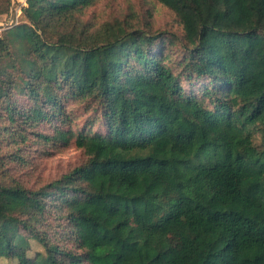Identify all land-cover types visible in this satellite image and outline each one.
<instances>
[{"label": "trees", "instance_id": "obj_1", "mask_svg": "<svg viewBox=\"0 0 264 264\" xmlns=\"http://www.w3.org/2000/svg\"><path fill=\"white\" fill-rule=\"evenodd\" d=\"M96 1L26 0L0 36V260L264 264V0H156L181 37ZM71 144L56 179L10 172Z\"/></svg>", "mask_w": 264, "mask_h": 264}, {"label": "rangeland", "instance_id": "obj_2", "mask_svg": "<svg viewBox=\"0 0 264 264\" xmlns=\"http://www.w3.org/2000/svg\"><path fill=\"white\" fill-rule=\"evenodd\" d=\"M26 5V0H12L9 14L0 15V36L6 28L24 22L22 12ZM128 15H133L132 21L136 24L139 22L142 27L146 25L147 21H151L152 29L156 33L166 32L165 34H174L178 37L183 34L181 27L175 21L174 14L156 0H97L85 10L83 17L85 21L91 19L101 24L118 17L123 20ZM45 36L50 41L56 40V36L52 33L45 32ZM171 52L173 56H180L182 48L178 42L171 47ZM34 148L35 145L31 146V150L26 153L27 163L25 165L17 161L10 170L17 179L22 180L28 186L34 184L37 186L56 179L85 158L83 150L74 144L64 150L52 151L48 155H41L42 153L37 152ZM11 151V147L4 146L0 148V155ZM171 241L177 246L180 244V239L175 234L171 235ZM37 251L44 252V249L39 242L31 240L29 254L34 255ZM13 263L9 259L0 260V264Z\"/></svg>", "mask_w": 264, "mask_h": 264}]
</instances>
